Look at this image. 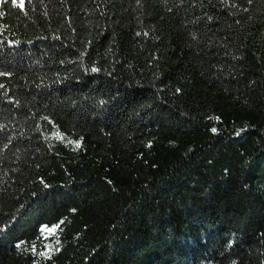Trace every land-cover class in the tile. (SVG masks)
I'll return each mask as SVG.
<instances>
[{
	"label": "trees",
	"instance_id": "16d2710c",
	"mask_svg": "<svg viewBox=\"0 0 264 264\" xmlns=\"http://www.w3.org/2000/svg\"><path fill=\"white\" fill-rule=\"evenodd\" d=\"M0 13V264H264V0Z\"/></svg>",
	"mask_w": 264,
	"mask_h": 264
},
{
	"label": "snow or ice",
	"instance_id": "6c2138e0",
	"mask_svg": "<svg viewBox=\"0 0 264 264\" xmlns=\"http://www.w3.org/2000/svg\"><path fill=\"white\" fill-rule=\"evenodd\" d=\"M4 2H5V0H0V3H4ZM11 3H12L13 5H15V6L20 7L21 10H23L24 0H11ZM0 15H2V13H0ZM91 71L96 72V71H98V69H96V68H92ZM215 131H216V129H213V132H215ZM61 223H63V222H61ZM58 227H59V225H54V226L51 227V228H49V227H47V226H44V227L41 229V233H42V234H43L44 232L54 233ZM17 246L19 247L20 245H17ZM57 250H58V249H57ZM33 251L35 252L36 249L33 248ZM39 255H40V256H46L47 253H46V252H39Z\"/></svg>",
	"mask_w": 264,
	"mask_h": 264
},
{
	"label": "rangeland",
	"instance_id": "374dc122",
	"mask_svg": "<svg viewBox=\"0 0 264 264\" xmlns=\"http://www.w3.org/2000/svg\"><path fill=\"white\" fill-rule=\"evenodd\" d=\"M55 235L56 232L54 233L44 232L42 234L40 229V235H39V237L41 238L40 245L43 246V248L46 249L47 251L52 250L53 246L57 243L55 240Z\"/></svg>",
	"mask_w": 264,
	"mask_h": 264
}]
</instances>
